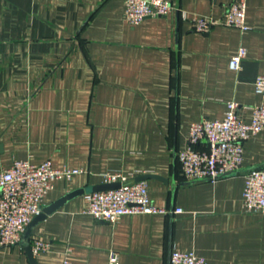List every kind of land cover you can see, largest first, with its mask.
Listing matches in <instances>:
<instances>
[{
    "label": "crops",
    "instance_id": "0c3cea01",
    "mask_svg": "<svg viewBox=\"0 0 264 264\" xmlns=\"http://www.w3.org/2000/svg\"><path fill=\"white\" fill-rule=\"evenodd\" d=\"M232 1L175 0L171 14L132 25L126 0H0V173L14 159L78 169L53 181L42 206L110 175L167 179L140 180L165 213L107 222L86 211L84 194L66 201L32 230L30 246L48 244L36 264H109L112 252L116 264H169L173 250L264 264V212H246L242 197L243 173L264 168V129L244 141L237 174L187 182L176 158L191 123L223 118L228 102L248 122L264 103L254 88L264 0H245L246 28L222 22ZM196 18L214 24L196 31ZM0 264L30 262L18 243L0 248Z\"/></svg>",
    "mask_w": 264,
    "mask_h": 264
},
{
    "label": "built area",
    "instance_id": "2783aa9c",
    "mask_svg": "<svg viewBox=\"0 0 264 264\" xmlns=\"http://www.w3.org/2000/svg\"><path fill=\"white\" fill-rule=\"evenodd\" d=\"M175 10V0H126V19L134 25L146 17L166 16ZM246 1L233 0L227 7L222 22L246 28ZM214 24L206 18L192 21V29L207 31ZM244 48L231 56L229 65L237 70L245 56ZM255 91L264 95V71L255 79ZM236 102H228L221 119L201 120L190 124L188 146L177 152L180 175L185 181H214L222 175L239 170L243 164V143L251 135L264 129V103L252 108L250 121L241 120ZM205 142L206 148L196 146ZM78 169L56 168L49 160L32 163L14 159L0 173V248L18 244L24 227L37 215L43 199L53 181L70 178ZM120 181L121 185L110 190L84 194L86 211L94 218L114 222L122 215L135 213H165V208L156 206L150 199L145 181L124 182V178L110 175L104 181ZM242 197L246 212H264V168L254 167L243 173ZM176 212L181 210L177 208ZM47 242L36 240L33 254L47 247ZM117 263L112 252L109 264ZM169 264H205L192 252L173 250Z\"/></svg>",
    "mask_w": 264,
    "mask_h": 264
},
{
    "label": "water",
    "instance_id": "95a60500",
    "mask_svg": "<svg viewBox=\"0 0 264 264\" xmlns=\"http://www.w3.org/2000/svg\"><path fill=\"white\" fill-rule=\"evenodd\" d=\"M0 150H1V145H0ZM239 172H241V169L235 170V171H232V172H228V173L222 175L221 177L237 174ZM147 178H157V179H160V180H162L164 182L167 181L166 178H163V177H161V176H159L157 174H151V173L141 174V175L137 176L135 178V180L136 181H140V180H144V179H147ZM120 185H121V182L117 180V181H103V182H99V183H96V184H93V185H89V186H85V187H79V188L73 189V190L63 194L62 196H60L59 198L55 199L51 203L42 206L40 212L37 215H35L28 222V224H26V226L24 227V230H23L22 235H21V239L19 241V244H20L21 248L27 254V257L29 259L30 264H36L35 255L31 251L30 236H31L33 228L41 220H43L48 214H50L53 211H55L57 208H59L66 201L72 199L73 197H76L78 195H82V194H85V193H88V192L114 189V188L119 187ZM173 190H174V188H173Z\"/></svg>",
    "mask_w": 264,
    "mask_h": 264
}]
</instances>
